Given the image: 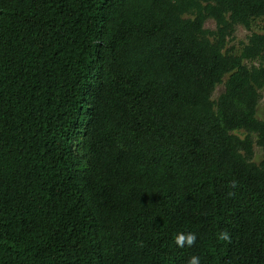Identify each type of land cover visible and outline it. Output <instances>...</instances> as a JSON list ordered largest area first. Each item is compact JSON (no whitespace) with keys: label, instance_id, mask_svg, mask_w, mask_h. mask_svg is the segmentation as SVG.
I'll return each instance as SVG.
<instances>
[{"label":"trees","instance_id":"16d2710c","mask_svg":"<svg viewBox=\"0 0 264 264\" xmlns=\"http://www.w3.org/2000/svg\"><path fill=\"white\" fill-rule=\"evenodd\" d=\"M263 100L264 0H0V264H264Z\"/></svg>","mask_w":264,"mask_h":264},{"label":"rangeland","instance_id":"374dc122","mask_svg":"<svg viewBox=\"0 0 264 264\" xmlns=\"http://www.w3.org/2000/svg\"><path fill=\"white\" fill-rule=\"evenodd\" d=\"M207 28L212 29V30L215 29L216 28L215 23L213 21H209L207 23ZM248 35H249L248 31L244 30L243 28L239 29L238 34H237V41L235 42V46H236L238 53H240L241 51L240 43L245 42ZM222 91H223V88L219 87L216 95H219ZM257 117L260 120H264V100L258 108ZM255 153H256L255 162L260 163L264 159V154L258 147H255Z\"/></svg>","mask_w":264,"mask_h":264},{"label":"clouds","instance_id":"9594fccd","mask_svg":"<svg viewBox=\"0 0 264 264\" xmlns=\"http://www.w3.org/2000/svg\"><path fill=\"white\" fill-rule=\"evenodd\" d=\"M235 181L232 182V186L235 187ZM218 238L220 240H230V236L227 232H221L219 233ZM196 235L194 233H178L175 237V243L178 247H191L196 242ZM188 264H200V258L198 256H192Z\"/></svg>","mask_w":264,"mask_h":264}]
</instances>
